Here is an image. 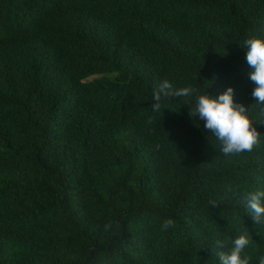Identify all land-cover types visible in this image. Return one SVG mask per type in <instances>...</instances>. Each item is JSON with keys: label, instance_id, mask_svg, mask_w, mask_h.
Here are the masks:
<instances>
[{"label": "trees", "instance_id": "trees-1", "mask_svg": "<svg viewBox=\"0 0 264 264\" xmlns=\"http://www.w3.org/2000/svg\"><path fill=\"white\" fill-rule=\"evenodd\" d=\"M250 35L264 0H0V264H219L245 231L258 264L242 197L208 201L264 185V125L226 157L186 98L151 109L167 78L251 110Z\"/></svg>", "mask_w": 264, "mask_h": 264}, {"label": "clouds", "instance_id": "clouds-1", "mask_svg": "<svg viewBox=\"0 0 264 264\" xmlns=\"http://www.w3.org/2000/svg\"><path fill=\"white\" fill-rule=\"evenodd\" d=\"M243 45L247 48L245 59L253 69L250 80L256 85L251 92V96L256 99V104L251 110L242 103H234L235 89L233 87H229L218 98H213L207 92L201 93L192 85L176 88L165 78L152 91L153 113L162 110V101L178 97L186 98L184 104H191L189 114L205 121L204 128L219 140L221 150L226 157L251 153L260 144L262 136L253 127V116L257 123L264 125V37L250 35ZM152 122L149 120V123ZM222 191L223 196L208 201L210 207H218L229 194L240 196L255 225L264 227V185L254 190L244 189L242 192L229 185ZM114 223V221H108L104 225V231L112 229ZM175 226L176 221L168 217L161 222L160 230L166 232ZM251 240L247 231L232 239L214 237L212 242L218 250L219 264H252L253 258L246 252ZM258 264H264V256L259 257Z\"/></svg>", "mask_w": 264, "mask_h": 264}]
</instances>
